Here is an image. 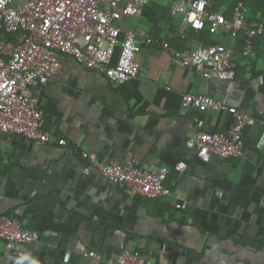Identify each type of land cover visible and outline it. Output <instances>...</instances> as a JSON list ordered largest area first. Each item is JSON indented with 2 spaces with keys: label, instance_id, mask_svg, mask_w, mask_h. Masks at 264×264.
<instances>
[{
  "label": "crops",
  "instance_id": "0c3cea01",
  "mask_svg": "<svg viewBox=\"0 0 264 264\" xmlns=\"http://www.w3.org/2000/svg\"><path fill=\"white\" fill-rule=\"evenodd\" d=\"M225 9L221 4L218 11ZM180 21L166 0H149L123 27L172 36L177 48L225 43L235 79L176 65L167 49L139 42L140 69L130 80L111 81L62 55L59 72L30 89L52 141L0 132V216L39 236L12 247L0 238V264H117L125 249L152 264H264V40L255 38L253 54L245 55V33L208 25L188 28L181 38ZM187 93L236 104L254 118L244 129L241 156L213 153L205 162L189 147L199 131H228L234 116L227 109L187 108ZM84 150L100 160L133 159L166 171L169 193L153 198L114 184L90 167ZM181 162L184 170L177 169Z\"/></svg>",
  "mask_w": 264,
  "mask_h": 264
},
{
  "label": "built area",
  "instance_id": "2783aa9c",
  "mask_svg": "<svg viewBox=\"0 0 264 264\" xmlns=\"http://www.w3.org/2000/svg\"><path fill=\"white\" fill-rule=\"evenodd\" d=\"M149 0H0V32H8L11 39H0V132L48 143L51 135L44 128L42 111L30 89L42 79L55 76L62 66L61 56L72 57L82 69L104 73L114 82L136 77L140 62L137 59L139 42L167 49L172 62L187 68H208L212 76L233 80L236 65L232 50L225 43L201 44L195 50L172 46L169 39H160L152 32L129 27L126 19L143 14ZM172 17L181 16L176 35L186 37V30H202L207 22L212 30L237 35L245 33V55L253 54L255 38L264 40V16L248 18L246 8L238 3L233 17L224 11H208L211 0H166ZM172 37V36H171ZM170 37V39H171ZM186 107L201 110L227 109L234 123L226 132L199 131L188 139L189 147L198 149L199 157L209 162L212 154L220 158L239 157L244 150V129L255 122L238 105L226 106L204 94L184 95ZM66 145L67 140H58ZM91 168H95L116 185L147 197L169 193L165 187L166 171H154L138 165L100 160L84 150ZM185 162L177 169L184 170ZM39 233L25 230L9 216H0V238L8 247L38 239ZM86 255L102 258L95 251ZM117 264H152L149 257L136 250L125 249L116 255Z\"/></svg>",
  "mask_w": 264,
  "mask_h": 264
},
{
  "label": "trees",
  "instance_id": "16d2710c",
  "mask_svg": "<svg viewBox=\"0 0 264 264\" xmlns=\"http://www.w3.org/2000/svg\"><path fill=\"white\" fill-rule=\"evenodd\" d=\"M238 3H242L245 6L247 16L250 19L256 18V15L258 14L259 11H262V13L264 15V0H212L210 2V4L207 6V10L208 11H217V10H219V6L221 4H224L226 6V9L224 10L225 14L227 15L228 18H232L233 17V13H232L233 8ZM208 24H209V22H207L206 27L202 30L207 29ZM152 34H154V33H152ZM156 36L159 37L160 39H168V37L162 38L159 35H156ZM12 37L13 36L11 35V33H8L5 31L0 32V39H11ZM154 43L158 44V42H154ZM154 43H152V44H154Z\"/></svg>",
  "mask_w": 264,
  "mask_h": 264
}]
</instances>
